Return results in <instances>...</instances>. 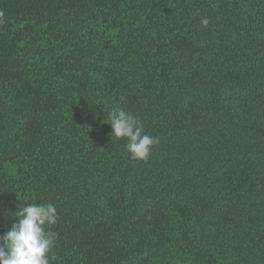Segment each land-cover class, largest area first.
<instances>
[{"label": "trees", "instance_id": "16d2710c", "mask_svg": "<svg viewBox=\"0 0 264 264\" xmlns=\"http://www.w3.org/2000/svg\"><path fill=\"white\" fill-rule=\"evenodd\" d=\"M0 13V235L52 203L50 264H264V0ZM115 106L159 139L147 161Z\"/></svg>", "mask_w": 264, "mask_h": 264}, {"label": "clouds", "instance_id": "9594fccd", "mask_svg": "<svg viewBox=\"0 0 264 264\" xmlns=\"http://www.w3.org/2000/svg\"><path fill=\"white\" fill-rule=\"evenodd\" d=\"M2 15V13H0ZM207 26L209 21H200ZM111 138L124 139L125 149L133 160L147 161L159 139L147 134L141 121L120 106L108 113ZM16 219L10 229L0 235V264H50L49 253L55 243L56 233L47 228L55 225L59 216L56 206L26 204L14 212Z\"/></svg>", "mask_w": 264, "mask_h": 264}]
</instances>
